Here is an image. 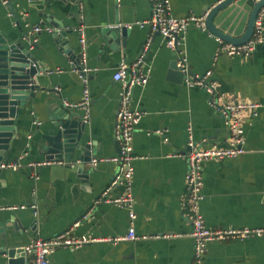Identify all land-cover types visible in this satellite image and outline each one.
I'll return each mask as SVG.
<instances>
[{"label":"crops","instance_id":"0c3cea01","mask_svg":"<svg viewBox=\"0 0 264 264\" xmlns=\"http://www.w3.org/2000/svg\"><path fill=\"white\" fill-rule=\"evenodd\" d=\"M76 1L12 0L11 10L9 0H0V30L11 29L30 48L24 37H31L37 46L31 51L47 87L37 98H29L14 126L4 165L21 166L3 167L0 174V264H7L2 255L6 248L27 247L66 231L100 241L76 250L59 249L50 256L51 264H194L193 221L183 207L188 164L181 156L189 151L190 127L199 144L224 146L229 135L224 117L210 105L206 90L186 85L182 72L173 67L178 60L175 52L162 36L151 34L150 0ZM220 1L170 0V5L176 17L204 16ZM241 11L227 9V24L241 23ZM50 19L74 33L56 40L54 34L61 29ZM117 22L128 28L125 44L103 38L102 29ZM37 27L42 31L35 32ZM78 30L85 33L84 48ZM219 45L209 32L190 26L185 35L190 71L202 76L212 70L221 90L240 101L258 102L261 109L257 117L246 118L244 154L205 164L201 212L213 230L264 229V44L250 58L217 55ZM83 49L85 79L78 70ZM142 56L149 83L136 88L132 97L133 108L145 112L134 134L132 164L134 226L140 239L107 241L126 236L131 226L126 209L97 203L126 190L115 183L119 165L112 161L120 155L115 124L123 91L113 76L122 62L132 64ZM86 89L92 97L91 115L83 118L87 123L83 144L90 145L93 156V167L85 171L90 178L83 182L73 173L52 177L40 145L51 133L58 108L86 115L75 107ZM36 163L43 166L32 165ZM204 264H264V236L212 241Z\"/></svg>","mask_w":264,"mask_h":264},{"label":"built area","instance_id":"2783aa9c","mask_svg":"<svg viewBox=\"0 0 264 264\" xmlns=\"http://www.w3.org/2000/svg\"><path fill=\"white\" fill-rule=\"evenodd\" d=\"M258 2L259 0H254ZM152 9V19L149 23L151 34L160 33L166 40L167 46L172 49L178 57V67L185 73V83L189 88L198 87L206 90L210 95V105L219 111L224 117L225 126L229 135L224 146L206 147L199 144L194 139L192 128L189 130V151L181 157H184L188 164L186 173L187 197L183 207L187 214L192 218L193 230L190 234L194 241V264H204L205 256L208 251V244L212 241H225L230 239L244 238L252 235L264 236V229H227L213 230L206 225L204 216L201 212V202L205 196L203 193L204 181L203 170L206 163L210 161H222L237 158L246 152L245 122L248 115L257 117L261 104L258 102H244L238 100L233 94L220 89V84L213 77V71L209 70L202 76H194L189 68V60L185 51V35L190 26L208 32L206 26V16H196L194 14L186 17H176L172 14L170 0H150ZM142 26L145 24L142 23ZM50 30V28H47ZM35 32H41L42 27L34 29ZM81 44L83 48L86 45L84 31H81ZM213 36L212 34H210ZM217 38V37H216ZM217 55L238 56L241 58H250L259 45L264 44V7L259 11L256 19L255 31L253 37L245 44L233 45L225 43L220 38ZM81 63L84 72L88 71L85 67L86 53L83 49ZM142 56L137 62L127 64L122 62L113 78L116 82L123 85L121 93L120 107L117 112L115 124V137L120 146V155L113 158L112 161L119 165L115 183L124 184L126 190L124 194L117 197H102L97 203L106 202L117 207L126 209L129 213L131 226L126 236L122 238L109 239L107 241H136L140 239L137 235L134 222L137 218L135 211V197L133 194V140L137 126L145 116V112L133 108L132 97L134 90L138 87H145L149 83V76L141 68L143 63ZM83 78V77H82ZM85 79V78H83ZM92 97L89 89L85 90L83 100L77 104L85 111V117L91 115ZM44 164H61L57 161L46 162ZM33 166H43L42 163L32 164ZM21 164L11 163L3 167L17 170ZM100 241L89 236L73 237L70 231L63 232L51 239H37L26 247L32 254L29 264H51L50 256L57 250L68 248L76 250L84 245Z\"/></svg>","mask_w":264,"mask_h":264},{"label":"water","instance_id":"95a60500","mask_svg":"<svg viewBox=\"0 0 264 264\" xmlns=\"http://www.w3.org/2000/svg\"><path fill=\"white\" fill-rule=\"evenodd\" d=\"M70 1L79 3L76 0ZM8 5L11 10H14L12 0H9ZM231 7L242 10L241 23L227 24L224 13ZM263 7L264 0L258 2L254 0H221L205 14L207 15V30L225 43L245 44L254 35L256 19ZM50 22L61 29L54 34L56 40L74 33L73 29L68 30L60 22H53L52 19ZM116 24L117 26L102 29L103 38L106 42L119 44L123 41L125 44L128 28L126 26L120 28L119 23ZM22 36H25L23 31ZM154 36H160V33L158 32ZM24 38L30 43L31 48L37 47L31 37L26 35ZM31 48L24 45L19 37H15L14 31L11 29L0 30V174L3 165L9 159L12 138L15 134L14 126H17L20 111L27 108L29 98L35 99L38 92L47 89L43 83L45 79L40 77L42 68L38 65ZM79 63L80 75L86 78L87 73L83 71L84 67L81 61ZM173 67L182 72V69L178 67V60L174 62ZM182 74L185 79V73L182 72ZM54 113L57 119L52 123L51 133L44 137L45 142L40 145L44 161L62 162V164L50 165L52 177L64 175L65 178L73 173L83 182H88L90 174L85 171L93 167L91 166L93 156L89 153L90 145L83 144L87 132V123L83 119L85 115L82 117L79 114L68 113L62 108H58ZM2 255L7 258V264H29L30 258L33 256L23 246L6 248Z\"/></svg>","mask_w":264,"mask_h":264}]
</instances>
